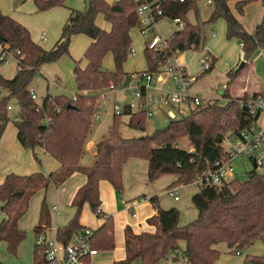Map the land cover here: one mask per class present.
I'll list each match as a JSON object with an SVG mask.
<instances>
[{"label": "trees", "instance_id": "1", "mask_svg": "<svg viewBox=\"0 0 264 264\" xmlns=\"http://www.w3.org/2000/svg\"><path fill=\"white\" fill-rule=\"evenodd\" d=\"M156 1L161 3L163 18L178 19L183 28L172 34L162 52L144 49L146 72L156 73L179 53L202 51L206 42L205 28L221 18L226 21V38H235L240 43L245 62L257 51L264 53V0L261 21L252 33L244 29L236 16H242L244 7L256 0H210L212 12L206 20L199 17L198 2L202 0H184L183 3L171 0H117L112 3L86 0L83 11H70L59 40L50 50L34 43L25 27L0 12V44L19 52L14 77L8 80L0 74V88L7 91V95L0 98V140L10 122L7 106L14 102L18 111L13 124L19 145L25 150L42 149L59 164L58 170L48 175L42 172L25 176L7 174L0 184V212L5 216L0 222V245L6 244L9 253L15 254L25 238V232L17 229V221L24 215L29 199L38 191L50 185L60 186L75 172L85 175V184L71 202L75 210L73 216L67 225L58 227L55 232L57 241L66 244L73 234L86 228L79 225L85 204L93 214L100 216L99 182L107 181L114 190L121 191V153L149 151L148 172L178 175L171 185H188L225 155L222 144L226 133L237 134L253 120L247 109L239 106V102L246 100L247 96L233 99L227 85L222 95L225 104L208 101L193 107L187 115L169 120L165 128L141 138L125 139L118 132L123 115L129 117L127 125L131 129L141 132L145 129V114L125 108L123 114L113 115L109 136L96 144L92 165H79L100 95L111 85L118 87L127 77L123 66L132 46L131 31L138 28L137 7ZM231 2L235 13L230 10ZM33 3L37 12H43L63 7L64 0H33ZM190 11L196 15L194 24L186 18ZM99 15L110 25L109 31L97 26ZM75 35L91 39L83 54L85 66L80 67L78 62H74L73 78L78 92L75 100L64 95L47 94L37 106L30 97L29 87L38 69L67 55L70 40ZM109 55L113 71L103 69V61ZM211 62L213 67L215 60L212 58ZM246 65L244 63L236 73L227 74L230 82ZM256 96L253 94V97ZM182 138L186 139L189 149L178 146ZM34 159L40 163L36 155ZM191 203L197 216L186 226H178L179 213L175 208H157L155 217L149 220V224L155 227L154 232H142L135 236L126 229V258L120 264L134 261L159 264L169 253L175 254V257L180 253L184 264H215L219 252L214 247L219 244L226 245L233 255L255 242L261 243L264 248V170L258 173L251 169L244 181L233 179L220 189L199 188L192 195ZM49 226L48 209L42 201L39 222L33 229L35 237L44 234ZM180 241L184 243L183 250H179ZM92 246L98 251L114 249L111 218L94 231ZM245 261L264 264V251L261 256H246ZM41 263L34 244V264ZM0 264H3L1 260Z\"/></svg>", "mask_w": 264, "mask_h": 264}, {"label": "rangeland", "instance_id": "2", "mask_svg": "<svg viewBox=\"0 0 264 264\" xmlns=\"http://www.w3.org/2000/svg\"><path fill=\"white\" fill-rule=\"evenodd\" d=\"M104 1H106L107 3H112L113 0H104ZM201 2H198V4H200L198 5L199 17L201 20H206L209 17L210 13L212 12V7L211 6L203 7L201 6ZM252 3H255V1L250 2L249 5ZM17 6L19 7V9L15 10ZM258 7H259L258 4L257 5L254 4V7H249L250 9H248L247 14H245L244 11L242 16L239 15L240 17L243 18V20L241 19V23L244 29L248 33L250 32L252 33L255 27V23H257L256 21H258V13H257ZM84 8H86V0H64L63 7H55L47 11L37 12L34 4L32 3V0H0V12L2 14L8 15V13H6L5 11H13V13L15 14L18 11L22 12L21 19L23 20L19 24L23 25V27H25L28 31H30L29 33L31 39L32 37H36L37 40L35 39L34 41L33 40L32 41L37 45L41 46L44 50L47 48L48 49L51 48L50 42L58 30L57 28L58 23L62 19L61 15L63 14V12H66L68 15L69 10L83 11ZM253 9L254 11H252ZM230 10L232 12L234 11L232 7H230ZM52 11L56 12L57 16L55 17L51 16L48 18L40 17ZM186 18L189 23L194 24L196 22L195 12L190 11L186 15ZM96 22L98 23L97 25L98 27L100 26L104 28V26H107L108 28L107 23L103 21V17L101 15H99L96 18ZM225 22L226 21L221 18L220 20L218 19L212 25H210L212 26L215 35H217V37L216 38L214 37L213 39H210L211 37L209 38L207 36V32L209 31L210 26L205 28V31L207 30L205 36L206 37L205 47L209 49L212 55L216 56V58H219L218 59L219 62H216V66H214V69L211 68L212 70L207 72L202 70V65L200 64L199 61L202 55L201 51L189 50L177 54V57L182 62V65L184 66L186 74L189 76V78L193 82L195 79H197L196 83L193 86H191L189 93L192 94L198 93V95L207 99L219 97V102H224V99L222 97L224 93L222 86L224 84L228 86V91L231 94L239 93L240 87L244 86V83H246L244 78L247 70V65H246V67L241 70L240 74L232 82H230V79L228 78L227 74L230 72H235L238 69L239 65L245 61L240 60L239 58L240 56L239 42L235 38L230 40L226 38ZM62 27L63 26L60 27L58 37L56 38L55 42H53V44L56 43V41L60 38ZM157 30L164 39H169L172 36V34L178 30V27L171 19L163 18L158 23ZM41 32L45 33L44 41H42ZM79 36L81 35H75L71 38L67 55L62 56L60 59H58L53 63L44 64L38 69L37 74L33 82L31 83L29 89L37 94V100L39 103H42V100L46 97L47 94H50L52 96L64 95L67 98H72L78 93L73 78L74 62H78L80 67H84L86 64L85 60L83 59V52H85L84 49L86 46L83 48V44L76 39ZM131 36H132L131 48L135 50V53L133 55H129L128 60L123 66V70L126 74L132 72L144 71L147 69L146 62L144 59L145 42L140 36L139 29L137 27L131 31ZM74 37L76 38L74 39ZM255 55L253 57H255ZM103 69L106 71L114 70V65L110 55L104 59ZM257 69H258V74L257 72H255L254 75L260 79L259 74L263 72L262 74L263 77H261V80L264 86V57L261 58V61L259 63H257ZM15 73H16V64L13 60H10L7 64H2L0 66V74L5 79L8 80L12 79ZM166 76L167 75L164 74V77ZM55 80L57 81L58 84L56 86H52L51 82ZM250 83H252L251 80ZM170 84L171 85L169 87V90L172 91L174 90V87L172 85L171 80H170ZM6 95H7V91L0 88V98L5 97ZM94 95H99V94H94ZM246 96L247 98L250 97V95H246ZM261 97H263L264 99V92L262 93ZM233 99H239V98H233ZM114 102L115 103L126 102L121 92L107 91L106 96L103 99H99L97 103L98 109L96 112H98V114L100 115V120L93 122L92 124V128H91L92 140H97L98 142L102 138L109 136L110 127L112 125V120H113L112 109ZM10 106L12 107V109L8 111L10 122L8 123L6 128L7 130L6 137L9 136V132H11L12 134H14L15 132L13 123L14 121H16L17 111H18L14 102H11ZM186 112L188 113V109ZM128 119H129L128 116L125 115L121 116L118 125V132L125 139L145 137L146 135H150L152 132L156 130H161L165 128L169 122V120L165 117L163 113H159L158 116L152 117L146 121L145 129L143 132H141L128 127L127 125ZM260 121L261 122L264 121V113L261 114ZM229 134L230 133L228 131L226 135ZM1 145L2 144H0V146ZM229 145H230L229 141L225 140L222 144V147L224 149H227ZM178 146L183 149H189L188 143L185 138L180 139V141L178 142ZM33 166H34V170H32V172L29 171L26 175H30L32 173H38V172H42L43 174L47 175L45 173L44 166L41 165V162L38 163L34 159ZM145 168H146L145 162L128 164L127 166H125L124 169H126V175H127L126 183L130 184L134 182V171L136 169L138 170ZM250 171H251V163L247 158L243 157L241 159H236L234 161V175L236 180L244 181L246 179L247 173ZM262 172L263 169L258 170V173H262ZM8 174L11 173L8 172ZM171 178H172L171 174H166V176L160 178L159 182L154 187V192L158 196L157 198L160 201V205L163 208L165 207L175 208L178 211L179 213L178 226L183 227L196 219L197 212L191 203V196L199 188L196 184L193 183L188 185H183L180 189H178V195L180 197V201L174 202L171 198L165 195V190ZM49 195H50L49 196L50 202L51 203L54 202V205H57L58 207L59 216H58L57 225L62 226L63 221L67 220L68 222L69 219L73 216L74 208L72 206H68L65 204L66 201L64 200V197H55V193L53 191H50ZM36 201L37 198L35 199L34 203L32 200L30 201L28 211L20 222V227L22 228L21 230L25 232V238L22 241V243H20V245L18 246L15 254L9 253L7 251L6 244L3 243L0 245V259L3 264H34L33 229H34V220L36 217V212H35ZM3 219H5V216L2 215L0 212V222ZM67 222L64 223L66 224ZM52 234L53 231L48 229L46 234L47 238H52ZM178 245L180 250L183 248L184 243L180 241ZM258 248L259 246H255L254 248H252V250L249 253H247L248 255H245L244 257H238V256L231 257V256L220 255L219 258L221 262L220 264H250L249 262L245 261V257L256 256L253 254H255ZM116 255L121 256V252H116ZM172 255H173L172 253H169L167 258L161 261L160 264H184L182 260V256L180 254H177L178 257L177 260H173ZM107 261L108 258L102 259L101 257H99L94 259L92 264H105ZM131 264H140V263L138 261H134Z\"/></svg>", "mask_w": 264, "mask_h": 264}, {"label": "built area", "instance_id": "3", "mask_svg": "<svg viewBox=\"0 0 264 264\" xmlns=\"http://www.w3.org/2000/svg\"><path fill=\"white\" fill-rule=\"evenodd\" d=\"M172 2L183 3L184 0H171ZM210 0H202L201 6H210ZM163 18V11L159 1L141 4L137 7V25L140 36L145 42V49L155 53L162 52L167 48L169 39H164L157 30L159 21ZM178 27L183 28L180 20H172ZM214 33L209 32V37ZM42 41L45 40V33L41 32ZM135 50L130 49L129 55H133ZM200 64L202 70L207 72L211 69V56L201 51ZM18 51H12L7 46L0 44V63L7 64L13 60L18 64L16 56ZM164 74L167 76L164 77ZM170 80L174 90H169ZM193 81L185 73L184 66L179 62L176 56L168 60L156 73L139 71L127 74L125 80L118 87L110 86L100 95L99 99L106 96L107 91L122 93L124 103H113L112 113L119 116L123 114L124 109L128 108L131 112H143L146 120L163 113L168 120H175L187 115L191 108L205 104L207 101L200 96L190 95L189 89ZM57 81H52L51 85L56 86ZM226 84L222 86L225 90ZM32 101L40 106L37 95L30 90ZM75 100V96L71 98ZM239 106L246 108L253 120L247 127L239 130L237 134L226 135L230 145L225 149V155L216 161L211 167L194 180L199 188H217L220 189L235 179L234 161L243 157L247 158L253 169V162L256 166L253 170H264V121H260L261 114L264 113V99L261 96L253 97L250 95L246 100L240 101ZM12 107L7 106V110ZM17 119V118H16ZM100 115L96 112L93 116V122L99 121ZM191 151V149H190ZM177 188L172 187L167 193L178 200ZM94 230L84 228L73 234L68 243L64 244L57 241L55 237L47 238L44 234L35 237L34 244L38 248V255L42 259L41 264H92L93 258L98 251L92 246ZM238 254V253H236Z\"/></svg>", "mask_w": 264, "mask_h": 264}, {"label": "crops", "instance_id": "4", "mask_svg": "<svg viewBox=\"0 0 264 264\" xmlns=\"http://www.w3.org/2000/svg\"><path fill=\"white\" fill-rule=\"evenodd\" d=\"M114 1L115 0H113L112 2H114ZM32 3H33V0H32ZM254 4L255 5L258 4V6H259L257 9L258 21H256L257 23H255V27H256V25L260 23L262 13H263L262 0H257V1H255V3H252L250 5L248 4L247 6L244 7L243 12L245 11V14H247L248 9H250L249 7H254ZM230 7L233 8V2L230 3ZM18 9H19V7L17 6L15 10H18ZM70 11L71 10H69L68 15L66 12H63V14L61 15L62 19L58 23V27H57L58 30L50 42L51 48L56 44V43L53 44V42H55L56 38L58 37L60 27L63 26L65 24V22L67 21L69 14H70ZM252 11H254V9ZM5 12L8 13V15L11 16V18H13L18 23L22 22L23 19H21V15H22L21 11H18L19 13L17 12L16 14L13 13V11H5ZM233 13H235V12L233 11ZM51 16H53V17L57 16L56 12L52 11V12L46 13L40 17H47L48 18ZM236 17L239 19V21L241 23V19L243 20V18L240 17L239 15ZM65 18H66V20H65ZM105 23H107V22H105ZM96 24L98 25L97 22H96ZM107 25H108V28H107V26H104V28H107V29H104L103 27H100V26L99 27L103 30L109 31L110 25L108 23H107ZM210 31H212L214 33V36L211 38L209 37ZM253 31H254V29H253ZM206 32H207V30L205 31V33ZM207 36L210 39L217 37V35H215V32L212 29V26L209 27V31L207 32ZM76 37H74V39ZM35 39H36V37H32L33 41ZM76 39L79 40L83 44V48L86 46L84 50H86L88 48V46L91 44V39L88 38L87 36L81 35ZM131 39H132V36H131ZM50 49L47 48L45 50H50ZM203 52L207 53L208 55L211 56V59L213 58V60H215L213 67L211 65V68L214 69V66H216V62H219L218 61L219 58H216V56L212 55V53L206 47L203 49ZM83 54H84V52H83ZM263 57H264V53L262 51H257L255 57H252V59L245 62L247 64L246 75L244 78L246 83H244V86L240 87L239 93H237V94L233 93L234 94L233 95L229 92L230 97L240 98L243 95H253V94H256L258 96H262V93L264 92V86H263V82L261 80V77H263L262 76L263 72H261L259 74L260 79L258 77H256L254 74H255V72H257V74H258L257 63H259L261 61V58H263ZM239 58H240V60H244L243 59V53L241 51V45H240V56H239ZM179 62L182 64V62L180 60H179ZM210 70H212V69H210ZM132 73H134V72H132ZM185 73H186V71H185ZM250 80L252 81V83H250ZM196 81H197V79L194 80V82L192 83L191 86H193L196 83ZM189 94L193 95V96L194 95L200 96V95H198V93L197 94L196 93H194V94L189 93ZM200 97L207 102L208 101H218L219 102V97L218 98L217 97L212 98V99H207V98H204L202 96H200ZM225 103H226V100H224V102H219L220 105H223ZM6 128H7V126H6ZM6 133H7V130L5 129V131L2 135L1 143H0V144H2L0 146V172H1L0 183L3 181L4 176L6 174H8V172L14 173L16 175H21V176H25L29 171L32 172V170H34V166H33L34 155H36V157L40 160L41 165L44 166L45 173L47 175L50 174L51 172L58 170L59 164L52 157H50L48 154H46L42 149L37 148L34 151L25 150L17 142L16 137H15L16 132H14V134L9 132L8 137H6ZM98 142H97V140L91 139V132H90V134L88 135L87 141L85 142V145H84L83 154H82L80 161H79L80 166L88 167V166L92 165V163L94 162L95 157H96V151H97L96 150V144ZM149 158H150L149 151L132 153V154L121 153L120 157H119V162H120V166H121V177H122V183H123L121 191L118 193L116 190L113 189V187L107 181H101V182H99V185H98L99 199H100V205H99L100 216L97 217L95 214H93L90 211L87 204H85L83 206L82 211H81V215L79 218V225L81 227L90 228V229L96 231L102 225H104L107 218L112 219L115 247L111 251H98L97 250L98 254L93 258V261H94V259L101 257L102 259L108 258V261L105 264H120V262H122L126 258L125 230L128 229L135 236L142 233V232H154L155 227L153 225L149 224V220H151L152 218L155 217L157 208L170 209V208H166V207L163 208L160 205V201L157 198L158 196L154 192V187L159 182L160 178L166 176V174L159 173V172H156V173L148 172L147 166H148ZM139 162H145L146 168L145 169H138V170L136 169L134 171V182L127 184L126 183V181H127L126 169H124L125 166H127L128 164H135V163H139ZM178 177H179L178 175H172V178H171L170 182L168 183L167 188L165 190V195H167L169 198H171L174 202L180 201V197L178 195V189H180L183 186V185H173V186L171 185ZM85 182H86L85 175L78 173V172H75L60 186L55 187L53 185H50V186H48L47 189L38 191L36 194H34L29 199L27 209H26L24 215L17 221V229L22 231L21 230L22 228L20 227V222L28 211L30 201L32 200L34 203L35 199L37 198V201L35 203L36 217L34 220V227L39 222L40 205L42 203L41 201H44L46 206H47L48 213H49V220H50L49 230L53 231L52 238L55 237L56 229L58 227H61V226L57 225L58 216H59L58 207H57V205H54V202L53 203L50 202V197H49L50 191H53L55 193V197H64V200L66 201L65 204L68 206H71V202H72L76 192L85 184ZM149 187H151V188H149ZM172 187L177 188L176 191H177L178 200H174V197L167 193V190L169 188H172ZM136 188H139V189H136ZM50 189H52V190H50ZM53 215H54V217H53ZM64 222H67V220L63 221L62 226H65L68 223L67 222L65 224ZM47 230L44 232L45 236L47 234ZM34 241H35V235H34ZM255 246H259V248L255 252V254H253V255L261 256L263 254L264 248H263L262 244L259 242H255L253 245L242 250L240 253L234 254L235 256L231 253V251L224 244H219V245L215 246L214 249L219 252V258H220V255L231 256V257H236V256L244 257L245 255H248L247 253H249L252 250V248H254ZM183 249H184V246L180 250H183ZM116 252H121V256L116 255ZM177 258L178 257L177 256L175 257V254L172 255L173 260H177ZM219 258L217 259L215 264L221 263Z\"/></svg>", "mask_w": 264, "mask_h": 264}, {"label": "water", "instance_id": "5", "mask_svg": "<svg viewBox=\"0 0 264 264\" xmlns=\"http://www.w3.org/2000/svg\"><path fill=\"white\" fill-rule=\"evenodd\" d=\"M244 63H245V62H242V63L239 65V67H238V69L235 71V73L238 72V71L243 67ZM252 166H253V169L256 168L254 162H253V165H252Z\"/></svg>", "mask_w": 264, "mask_h": 264}]
</instances>
